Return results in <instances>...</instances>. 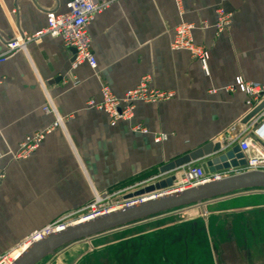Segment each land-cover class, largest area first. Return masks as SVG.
I'll use <instances>...</instances> for the list:
<instances>
[{
  "label": "crops",
  "instance_id": "0c3cea01",
  "mask_svg": "<svg viewBox=\"0 0 264 264\" xmlns=\"http://www.w3.org/2000/svg\"><path fill=\"white\" fill-rule=\"evenodd\" d=\"M104 1L109 7L87 30L95 68H73V52L49 35L0 65V256L97 195L123 194L209 144L223 148L251 120L245 95L231 89L238 77L264 86V0ZM68 2L0 0V55L17 34L45 28L47 15L65 12ZM218 8L231 14L229 29L219 36ZM182 22L195 25V43L209 51L208 75L188 52L171 49ZM146 76L152 88L174 97L138 103L134 118L115 126L104 111L89 107L90 101H102L103 84L123 98ZM49 100L63 127H53L56 117L44 111ZM139 124L147 135L134 131ZM41 133L37 150L16 159L26 138ZM257 196L264 191L232 198ZM255 212L240 210L244 223L227 239L211 237L207 223L177 225L162 238L147 239L149 254L136 264H264V225L246 222ZM83 242L46 264H133L113 249L88 253Z\"/></svg>",
  "mask_w": 264,
  "mask_h": 264
},
{
  "label": "built area",
  "instance_id": "2783aa9c",
  "mask_svg": "<svg viewBox=\"0 0 264 264\" xmlns=\"http://www.w3.org/2000/svg\"><path fill=\"white\" fill-rule=\"evenodd\" d=\"M109 2L104 0H69L66 11L63 13L51 12L47 15V25L45 28L35 32L34 34H17L16 37L6 44V51L0 55V65L5 63L17 51L24 50L26 45L31 42H39L45 36L59 37L62 39L64 46L73 53V68L87 64L91 68L97 65L92 42L88 35V26L95 20L96 16L108 8ZM231 25V14L223 8L216 11V22L214 29L216 35L219 36ZM195 25L188 22L180 23L174 32V38L171 44L173 51H186L192 58L196 59L202 68L204 74H209V51L195 43L193 32ZM151 79L149 76L144 77L140 84L133 90L128 91L123 98H119L113 94L107 84H103L101 88L102 101L96 103L90 101L89 107L104 111L109 119L110 124L115 126L120 121H129L134 118L135 106L138 103L156 104L166 102L174 97L173 92L156 90L151 87ZM238 89L246 97V106L251 112H254L264 103V86L254 85L241 77L236 79L235 86L231 89ZM44 111L53 114L56 121L53 127H63V119L58 115L51 101L45 106ZM134 131L147 135L149 131L142 125L134 126ZM44 134H36L20 145L15 155L16 159L29 158L39 147L44 139ZM156 141H161V136L156 137ZM234 147H238L242 154L245 164L238 167H230L221 171H213L206 174L202 165L197 162H191L180 168L167 172H158L148 177L145 181L138 183L127 189L125 194L133 190L134 187L146 186L153 183L156 185L174 177L171 186L164 189L155 190L140 196L126 198L124 203L116 206L115 202L122 193H108L104 196H95V198L81 210L71 212L64 217L53 222L44 228L34 232L26 238L21 244L0 256V264H13L34 242L43 240L46 236L64 229L68 225L75 224L80 221L90 220L99 216L108 214L114 210L124 207H130L149 199L158 198L164 195L189 190L209 182L219 181L233 175L242 174L250 171H264V107L255 114L249 123L234 137H232L222 151L227 152ZM240 162V160H239ZM132 193L127 194V196ZM126 196V197H127ZM78 219L66 222L71 217L78 216Z\"/></svg>",
  "mask_w": 264,
  "mask_h": 264
},
{
  "label": "water",
  "instance_id": "95a60500",
  "mask_svg": "<svg viewBox=\"0 0 264 264\" xmlns=\"http://www.w3.org/2000/svg\"><path fill=\"white\" fill-rule=\"evenodd\" d=\"M72 52L75 53V51ZM263 107L264 103L248 119L261 111ZM242 158L243 156L240 154L238 147L224 152L219 144L216 146L209 144L197 152L164 166L160 169V172L175 170L185 164L204 160L202 167L205 173L209 174L213 171L243 166L245 162ZM173 181L174 177L169 178L155 186L139 191L136 195L140 196L164 189L171 186ZM260 191H264V171L258 170L233 175L182 192L149 199L130 207L114 210L94 219L68 225L64 229L46 236L43 240L34 242L13 264H40L48 257L54 256L58 251L81 241L99 238L181 209ZM132 197L133 195H129L126 198Z\"/></svg>",
  "mask_w": 264,
  "mask_h": 264
},
{
  "label": "rangeland",
  "instance_id": "374dc122",
  "mask_svg": "<svg viewBox=\"0 0 264 264\" xmlns=\"http://www.w3.org/2000/svg\"><path fill=\"white\" fill-rule=\"evenodd\" d=\"M152 175L154 174H151V176ZM149 176L143 177L140 182L143 180L145 181ZM138 183L134 184L133 186H136ZM148 185L150 187L155 186L154 182ZM146 188V186L136 188L134 187V189L132 191L130 190L129 193H132L133 196H137L136 193L141 190H145ZM127 194L124 193L125 196L121 195L116 199V206H120L124 203ZM209 203L154 217L142 223H138L137 225L123 229L117 234L106 236L101 240L95 241L96 239H94L91 241H85L82 243L83 247L88 253L102 251L105 254H109L110 250L113 249L114 254L120 255L122 258L124 257V260L129 259L133 261V264H136L137 260L140 259L139 257H145V255L149 254L148 251L150 250L149 247H147V239H152V237L153 239L162 238L164 235H166V231H169V229H172L177 225L188 224L192 222L207 223L210 228L211 237L227 239L231 235L236 234L237 229H239L238 224L244 223L243 219L244 216L246 217V214L244 215L239 213V211L243 209L249 210L255 208L256 215L254 217L252 216L253 218L248 219L246 222H256L263 228L264 196L250 198L234 197V199L232 198L226 202L217 201V203ZM78 217L79 215L71 217L70 219H67L66 222L75 221L78 219ZM263 234L264 232H262V235ZM60 252L62 251H59V253L56 254H60ZM48 258L42 261L40 264H46L52 260L50 259L52 257ZM141 262L142 261L139 260L138 263Z\"/></svg>",
  "mask_w": 264,
  "mask_h": 264
},
{
  "label": "bare ground",
  "instance_id": "6f19581e",
  "mask_svg": "<svg viewBox=\"0 0 264 264\" xmlns=\"http://www.w3.org/2000/svg\"><path fill=\"white\" fill-rule=\"evenodd\" d=\"M77 221H79V219Z\"/></svg>",
  "mask_w": 264,
  "mask_h": 264
}]
</instances>
